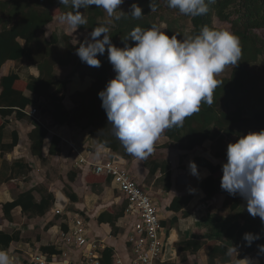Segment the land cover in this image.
<instances>
[{
  "label": "trees",
  "instance_id": "obj_1",
  "mask_svg": "<svg viewBox=\"0 0 264 264\" xmlns=\"http://www.w3.org/2000/svg\"><path fill=\"white\" fill-rule=\"evenodd\" d=\"M205 2L208 5V12L192 17L180 14L178 9L168 7L166 0H156L155 12H150L149 0H124L116 14L121 10L126 13L125 16L120 20H115L114 16L110 17V23L104 21L105 11L93 5L79 9L84 13L87 24L76 30L67 25L66 28L55 29L50 37H47L45 28L54 23L56 17L72 11L70 5L60 4L59 0H0V131L4 129L6 119L24 121L27 119L26 109L36 108L41 115H47L54 125L93 129L101 146L123 159L129 158V154L114 136L98 97V92L112 79L113 69L108 61L107 51L104 55L97 56L101 61L99 68L88 66L76 55V49L85 38L76 39V36L84 32L90 34L93 28L105 26L109 28L111 42L123 48L122 40L127 39L134 27L147 28L152 24L165 26V34L169 37L176 35L178 40L185 34H198L203 25L226 29L239 38L242 49L240 62L234 67L225 68L230 71L227 76L217 77L224 82L215 90L214 103L211 106L202 103L200 111L186 118L182 127L165 130L161 136L167 137L169 142L162 147L172 146L174 150L187 154L197 149L201 150L206 141L222 145L230 137H235L236 141L237 134L245 135L248 132L264 130V88L258 86L257 80L253 79L249 72V66L255 64L264 54V0H205ZM132 3L141 7L143 16L140 19H134L127 14ZM100 38L102 39V36ZM127 42L129 46L134 45L131 39ZM22 60L37 69V78L29 77L22 80L18 75L10 73V68ZM56 69L70 70L63 79H59L55 75ZM76 77L80 80V88L68 96L67 88ZM83 86L86 88L83 89ZM52 87L54 91H51ZM25 92L32 93L36 101L25 97ZM32 123L34 128L26 135V142L29 144L28 154L32 158H41L49 134L40 123L36 121ZM11 139L7 147L0 144V155L11 152L16 147L19 140L16 132L12 133ZM59 148L60 140L51 137L48 154L56 155L60 151ZM218 157L226 159V152L220 153ZM177 159L181 161V158ZM143 160L144 163L147 161ZM192 161L210 172V176L199 184V188L206 191L207 198L214 195L225 196L222 205L228 207L231 212H236L237 220L241 221V224L236 221L225 232L226 240L240 249L239 259L250 254H254L260 260L264 259V253L258 248V245H264V224L260 218L252 217L246 210V203L237 195H229L221 189L222 171L219 166H213L199 157ZM26 168L30 171L28 166ZM165 175L166 178L169 177L168 173ZM12 179L11 175L5 182ZM34 191L35 188L27 189L19 193L13 202L0 206L2 216L0 226L5 220L10 222L11 212L16 207H21L23 212H32L34 216L45 215L47 210L45 204H51L53 196L48 195L46 200L36 203L32 195ZM71 201L76 202L75 198ZM178 201L175 199L177 204ZM186 203L185 201L180 207L177 206L176 210H180ZM67 209L83 214L73 207ZM120 215L121 212L110 221L112 227ZM107 216L108 214L101 215L98 222H102ZM61 229L66 231L67 227L62 224ZM244 233L259 234L260 239L255 240L250 247L245 246L242 238ZM17 240V236H9L0 231V249L8 248L12 241ZM191 243L194 242L189 244ZM199 249L200 245H196L195 251ZM43 251L48 254L47 256L57 254L54 248ZM113 253L111 247H105L100 255L102 264H113ZM229 254V248L219 246L211 250L209 257L213 261L214 255H221L224 262H228ZM77 256L79 259V254Z\"/></svg>",
  "mask_w": 264,
  "mask_h": 264
},
{
  "label": "crops",
  "instance_id": "obj_2",
  "mask_svg": "<svg viewBox=\"0 0 264 264\" xmlns=\"http://www.w3.org/2000/svg\"><path fill=\"white\" fill-rule=\"evenodd\" d=\"M58 71L59 69L55 70L56 76ZM10 73L18 75L22 80L38 77L37 69L25 60L11 67ZM77 79L76 77L72 80L70 89L68 88V96L80 88L76 82ZM85 88L86 86H83V89ZM51 91H54V87ZM24 95L36 101L32 93L25 92ZM30 109L27 108L26 111ZM26 117L24 121L14 118L6 119L4 129L0 131V144L5 147L11 143L13 132L17 133L19 139L11 152L0 155V206L13 202L19 193L30 188L36 190L32 194L36 203L46 200L48 195L53 196V202L45 204L47 210L42 217L34 216L30 211L23 212L21 207L13 209L10 222L5 220L0 226V231L9 236H17L18 240L12 241L9 247L3 250L14 258V264H30L32 256L48 255L43 249L56 250V245H59L62 235L67 231V229L66 231L61 229L62 224L65 225V214L52 215L51 213L55 194L59 191L68 199L65 208L67 212L68 207L83 212L79 215L90 228L91 238L100 240L104 247L113 249L112 263L120 260L128 264L131 260V250L125 239L135 220L125 218L123 215L126 206L124 197L116 190L109 178L96 176L88 166L79 163V159L96 161L103 158L113 159L116 155L99 144L98 135L91 128L80 129L54 125L47 115L40 113L36 117L39 121L27 114ZM33 121L40 123L49 134L45 140L41 158H32L28 154L29 144L26 142V135L34 128ZM53 136L60 140V151L56 155H49V144ZM168 142L167 137L160 136L155 143L154 152L147 157L145 163L144 160H139L130 154L129 158H122L133 179L154 198L160 209V222L164 234L162 260L165 241L170 236L175 240L176 257L169 261H162L160 264H235V252H230L228 262H224L221 255H214L211 261L209 254L214 247L225 246L230 249L231 242L226 240L225 232L236 221L240 224L241 221L237 220L236 212H231L228 207L222 205L225 196L214 195L207 198L206 191L199 188V184L210 176L209 170L197 166L201 177L197 179L190 174L188 168L189 161L198 157L204 159L205 153L218 161L217 164H212L208 160L210 164L221 168L226 159L218 155L226 152L227 145L206 141L201 150L197 149L184 154L174 150L172 146L162 147ZM178 157L181 161H177ZM26 166L30 171H27ZM166 173L169 174L167 178ZM11 175L13 179L5 182ZM190 189L195 191L190 192ZM207 189L211 190V188ZM72 198H75V203H72ZM175 199L179 200L178 204ZM241 200L244 202L242 198ZM185 201L187 203L180 210H176V207H180ZM120 212V217L112 227L110 221ZM103 214L108 216L99 223V217ZM190 242L194 243L189 244ZM196 245H200L197 251H195ZM237 250V259H239L241 251ZM69 257L75 262L78 258L76 252L69 254ZM252 264H264V259L253 257Z\"/></svg>",
  "mask_w": 264,
  "mask_h": 264
},
{
  "label": "clouds",
  "instance_id": "obj_3",
  "mask_svg": "<svg viewBox=\"0 0 264 264\" xmlns=\"http://www.w3.org/2000/svg\"><path fill=\"white\" fill-rule=\"evenodd\" d=\"M124 0H59L71 6L72 11L59 17L72 29L87 24L81 8H102L108 17L120 20L116 14ZM167 6L180 14L197 17L208 12L205 0H166ZM150 12L157 10L156 0H149ZM130 14L140 19L142 9L130 5ZM109 28L98 26L76 49L80 61L99 68L98 55L107 58L115 72L103 90L98 92L101 108L106 113L114 136L126 153L143 160L154 150L155 143L165 130L182 127L186 118L200 111L201 104L214 103L215 90L224 81L217 76L228 66H236L242 56L239 38L226 29L201 26L198 34H185L178 40L169 37L161 27H134L120 48L111 42ZM102 36V39L100 38ZM134 42L129 46L128 40ZM237 140L226 146V162L222 163L220 187L229 195H239L247 212L259 217L264 224V130L237 134ZM191 175L200 179L197 165L188 162ZM190 192L195 191L190 189ZM245 246L250 247L259 234L244 233ZM264 253V245H258ZM229 252L236 253V264H252L250 257L237 259V247L231 244ZM0 264H14L6 250L0 249Z\"/></svg>",
  "mask_w": 264,
  "mask_h": 264
},
{
  "label": "built area",
  "instance_id": "obj_4",
  "mask_svg": "<svg viewBox=\"0 0 264 264\" xmlns=\"http://www.w3.org/2000/svg\"><path fill=\"white\" fill-rule=\"evenodd\" d=\"M25 113L37 119L39 112L36 108H31ZM79 163L88 166L94 175L109 178L124 197L126 206L123 215L135 220L125 239L131 250L128 264H160L163 261L164 234L160 209L154 198L133 179L125 166L114 163L112 158L96 161L79 159ZM62 214H65L67 231L62 235L59 245H56L57 254L44 257L40 254L34 255L30 264H102L100 255L105 248L102 241L91 238V230L79 214L66 210L52 213ZM72 252L79 254L76 262L69 257ZM114 264L125 263L115 260Z\"/></svg>",
  "mask_w": 264,
  "mask_h": 264
},
{
  "label": "rangeland",
  "instance_id": "obj_5",
  "mask_svg": "<svg viewBox=\"0 0 264 264\" xmlns=\"http://www.w3.org/2000/svg\"><path fill=\"white\" fill-rule=\"evenodd\" d=\"M83 13V12H82ZM106 13V12H105ZM84 15V13H83ZM85 16V15H84ZM105 22L110 23L111 22V18L108 17L107 13L105 14V18H104ZM55 22L48 25L45 28V33L47 37H50L51 32H53L55 29H63L67 27V23L63 22L59 19V17H56V19L54 20ZM162 31H165V26H161ZM78 38H85V39H89L91 40V37L89 35L88 32H84V33H80L76 36V39ZM70 69L67 70H62L59 69L58 71V78L59 79H63L65 77V75L69 72ZM230 71H227L224 69V71L222 73H220L217 77H224L227 76L229 74ZM249 72L251 73V76L253 79L257 80V84L258 86H262V89L264 88V54L259 58V60L255 63L252 64L251 66H249ZM112 78H114L115 76V72L112 70L111 72ZM79 86H80V80L77 79V81ZM68 88L70 89V85L68 86ZM68 88H67V92H68ZM72 88H74V86L72 85ZM235 141V137H230L228 138L224 144H228L230 142H234Z\"/></svg>",
  "mask_w": 264,
  "mask_h": 264
},
{
  "label": "water",
  "instance_id": "obj_6",
  "mask_svg": "<svg viewBox=\"0 0 264 264\" xmlns=\"http://www.w3.org/2000/svg\"><path fill=\"white\" fill-rule=\"evenodd\" d=\"M203 158L206 159L207 161L209 160L212 164H217L218 163V161L214 160L207 153L204 154ZM112 161L114 163H116V164L125 166V161L122 158H120L119 156H117V155L113 157ZM67 203H68V199L65 198L61 194V192L57 191L56 194H55V200H54V203H53V207L51 209V213H54L55 211L63 212L65 210V208H66ZM174 243H175V240L171 236H170V238L167 241H165L163 262L169 261V260H171V259L176 257V249L174 247ZM247 257H250L252 259L253 257H255V255L254 254H250V255H247Z\"/></svg>",
  "mask_w": 264,
  "mask_h": 264
}]
</instances>
